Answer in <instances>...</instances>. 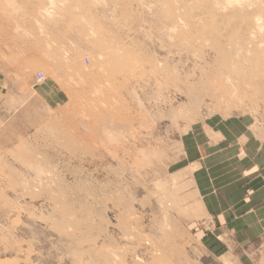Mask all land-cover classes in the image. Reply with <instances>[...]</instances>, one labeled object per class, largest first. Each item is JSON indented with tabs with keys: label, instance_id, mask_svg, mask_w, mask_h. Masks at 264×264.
<instances>
[{
	"label": "rangeland",
	"instance_id": "374dc122",
	"mask_svg": "<svg viewBox=\"0 0 264 264\" xmlns=\"http://www.w3.org/2000/svg\"><path fill=\"white\" fill-rule=\"evenodd\" d=\"M221 1L0 12V264H264V228L202 227L184 157L194 125L235 124L264 175V0Z\"/></svg>",
	"mask_w": 264,
	"mask_h": 264
},
{
	"label": "crops",
	"instance_id": "0c3cea01",
	"mask_svg": "<svg viewBox=\"0 0 264 264\" xmlns=\"http://www.w3.org/2000/svg\"><path fill=\"white\" fill-rule=\"evenodd\" d=\"M24 3L34 5L35 0H0L1 16L13 14L11 6L22 8ZM3 68L0 65V95L7 86ZM234 125L196 124L183 139V148L202 227L231 230L241 243L264 228V175L253 151L256 142Z\"/></svg>",
	"mask_w": 264,
	"mask_h": 264
},
{
	"label": "bare ground",
	"instance_id": "6f19581e",
	"mask_svg": "<svg viewBox=\"0 0 264 264\" xmlns=\"http://www.w3.org/2000/svg\"><path fill=\"white\" fill-rule=\"evenodd\" d=\"M221 1V0H220ZM234 1L235 0H222L221 2H222V4H224L225 6H224V8L227 6V7H232L234 4ZM213 2H214V0H213ZM220 4V3H219ZM191 8V7H190ZM184 12V11H183ZM196 13V12H195ZM191 15V14H190ZM196 15V14H195ZM218 16H219V18H220V16L222 17L223 16V14L222 13H220V15L217 13L216 14V19H214V21H219L220 19L218 18ZM194 17V16H193ZM203 19V18H202ZM251 19H252V25H251V27L249 28V30L247 31V33H248V36L249 37H254V36H259V35H261L262 33H261V26H260V24H259V21H260V18H259V16H252L251 17ZM101 43V42H100ZM96 44H97V42H96ZM99 44V43H98ZM102 44V43H101ZM261 44H262V42H261ZM260 44V42H254L253 43V49L254 50H256L257 52H256V55H258V58H259V60L261 59V62H259V64L261 63V65H262V69H260V71H258V72H256V76H259V78L261 79V80H263L264 81V49H262V46L263 45H261ZM248 45V44H247ZM98 46V45H97ZM252 46V45H251ZM264 48V47H263ZM107 50V49H106ZM109 51V50H108ZM108 51H106V52H108ZM110 52V51H109ZM109 54H111V53H109ZM109 54H108V56H109ZM112 55V54H111ZM110 55V56H111ZM119 56H120V54H119ZM253 56H255V55H253ZM106 57V60H107V56H105ZM116 58V57H115ZM117 58H121V57H118L117 56ZM252 58V57H251ZM122 60V59H121ZM246 60V59H245ZM258 60V61H259ZM123 61V60H122ZM258 61L255 59V60H253V62H254V64L257 66L258 65ZM112 63V62H111ZM116 64V63H115ZM102 65V64H101ZM105 64H103V66H104ZM114 65V64H113ZM261 65H259V67L258 68H260V66ZM106 66V65H105ZM118 66V65H117ZM116 66V67H117ZM107 67H109V66H107ZM115 67V66H114ZM113 66H112V68H114ZM102 68V67H101ZM104 69H105V67H103ZM111 68V67H110ZM256 68V67H255ZM111 71H113V70H111ZM111 73V72H110ZM263 83V82H262Z\"/></svg>",
	"mask_w": 264,
	"mask_h": 264
},
{
	"label": "built area",
	"instance_id": "2783aa9c",
	"mask_svg": "<svg viewBox=\"0 0 264 264\" xmlns=\"http://www.w3.org/2000/svg\"><path fill=\"white\" fill-rule=\"evenodd\" d=\"M46 79V76L43 72H39L36 76V82L41 83Z\"/></svg>",
	"mask_w": 264,
	"mask_h": 264
}]
</instances>
